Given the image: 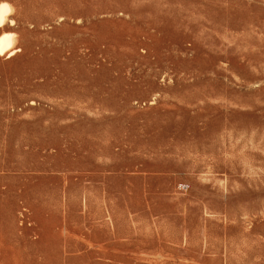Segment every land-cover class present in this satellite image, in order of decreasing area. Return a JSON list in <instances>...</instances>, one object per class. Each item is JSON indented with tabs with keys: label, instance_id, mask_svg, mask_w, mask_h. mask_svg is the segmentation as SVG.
<instances>
[{
	"label": "rangeland",
	"instance_id": "374dc122",
	"mask_svg": "<svg viewBox=\"0 0 264 264\" xmlns=\"http://www.w3.org/2000/svg\"><path fill=\"white\" fill-rule=\"evenodd\" d=\"M0 264H264V0H7Z\"/></svg>",
	"mask_w": 264,
	"mask_h": 264
},
{
	"label": "bare ground",
	"instance_id": "6f19581e",
	"mask_svg": "<svg viewBox=\"0 0 264 264\" xmlns=\"http://www.w3.org/2000/svg\"><path fill=\"white\" fill-rule=\"evenodd\" d=\"M9 20V17H8ZM10 21H13L10 19ZM15 36L14 33L4 32L0 35V53H14L16 48L15 46Z\"/></svg>",
	"mask_w": 264,
	"mask_h": 264
},
{
	"label": "clouds",
	"instance_id": "9594fccd",
	"mask_svg": "<svg viewBox=\"0 0 264 264\" xmlns=\"http://www.w3.org/2000/svg\"><path fill=\"white\" fill-rule=\"evenodd\" d=\"M14 12L15 9L7 2V0H0V27H3L6 22L13 25L15 24V21H8V17Z\"/></svg>",
	"mask_w": 264,
	"mask_h": 264
}]
</instances>
